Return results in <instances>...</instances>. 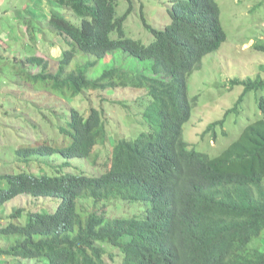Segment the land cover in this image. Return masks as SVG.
Instances as JSON below:
<instances>
[{"label":"trees","instance_id":"16d2710c","mask_svg":"<svg viewBox=\"0 0 264 264\" xmlns=\"http://www.w3.org/2000/svg\"><path fill=\"white\" fill-rule=\"evenodd\" d=\"M127 1L129 8L120 15L117 0H51L48 22L59 43L57 65L37 53L13 61L21 64L19 84L65 97L68 111L55 125L60 142L46 137L16 147L18 164L30 171L0 174V209L21 195L56 200L54 210L17 207L8 216L0 211V259L105 264L112 246L120 254L118 264H264V95L258 99L261 118L246 120L238 136L212 154L184 138V125L198 99L189 95V77L227 40L219 3L169 0L170 22L164 27L142 13L153 35L145 43L127 34L125 22L133 8L132 0ZM63 10L74 13L80 23ZM28 25L33 40L35 31ZM253 46L264 50V44ZM116 51L149 59L150 71L107 60ZM78 57L82 59L74 65ZM100 64L102 70L95 73ZM231 83L243 84V93L206 132L239 111L248 92L263 90L264 76ZM119 88L145 90L150 96L149 130L135 138L110 134L104 108L91 104L84 112L80 107L96 91L106 100L105 91ZM75 99L77 106L69 104ZM107 144L111 151L101 174L63 172L61 166L54 174L32 170L34 157L55 154L99 164ZM84 199H91L92 210L79 205ZM110 199L140 211L108 217L106 206H98Z\"/></svg>","mask_w":264,"mask_h":264},{"label":"rangeland","instance_id":"374dc122","mask_svg":"<svg viewBox=\"0 0 264 264\" xmlns=\"http://www.w3.org/2000/svg\"><path fill=\"white\" fill-rule=\"evenodd\" d=\"M117 1L119 14L122 15L129 8L130 3L127 0ZM217 2L221 8V21L227 33V40L218 50L206 55L202 66L189 77V95L193 99H198L190 120L184 125V138L189 145L211 154L216 148L221 145L224 147L226 143L237 137L246 120L249 122L261 118L258 99L264 95V89L248 92L239 111L231 113L224 125L217 124L214 129L206 132L211 123L224 118L226 111L235 106L243 93V84L232 85V81L254 78L258 74L264 76V50L253 46L254 43L264 44V0H217ZM168 4L169 0H132V12L125 22L127 34L145 43L153 40V35L147 31L142 21V13H145L155 26L164 27L170 22L166 10ZM52 7L51 0H0V53L5 56L0 58L2 61L0 67V174L20 170L30 171V167H25L26 164L21 166L18 164L15 151L17 146L35 143L46 137L53 138L57 142L61 141L62 136L55 125L64 120L68 111L67 100L46 89H29L27 84H19L21 82H17V78L20 77L22 80L18 72L21 64L15 65L13 62L27 55L26 53H37L50 59L55 68L57 65L55 57L58 53L56 44L59 43H56L55 28L48 22ZM63 12L73 22L80 23V19L74 13L65 10ZM28 24L35 31L33 40ZM81 59L80 57L75 59L74 65H77ZM107 60L113 61L116 65L123 61L126 67L147 72L150 71L152 64L149 59L142 61L122 51L109 53ZM105 63L106 61L103 64ZM102 68L103 65L100 64L95 73L100 72ZM105 92L106 100L101 98V91H96L90 97L91 101L81 103V109L86 112L85 110L91 104L100 109L104 108L103 116L113 136H118L121 132L126 137L135 138L140 132L149 130L147 109L150 96L145 90L119 88ZM69 104L77 106V99ZM57 113L61 115L60 118ZM153 113L155 117V110ZM215 135H217L216 140H214ZM110 145L107 144L103 148L99 164L96 165L92 160L66 159L60 154H55L49 157H34V163L31 164L34 166L32 170L36 173L54 174L57 172V166H61L59 169L63 172L101 174L104 172L103 164L106 163V159L108 160L107 157L111 151ZM67 162L69 165L65 164ZM38 163L44 166L41 167ZM79 205L86 212L93 208L91 199L81 200ZM126 205L120 199H110L103 201L98 207L106 206L108 217L130 216L140 211L138 206L128 208ZM17 207L34 211L54 210L56 200L21 195L7 202L0 211L3 210V216H8ZM146 207V204H143L141 210L144 212ZM25 214L24 221L28 217V213ZM111 253H114L113 258L110 257ZM104 260L105 264H118L120 254L116 248L109 246ZM15 262L47 264L48 258L11 259L10 263L7 259H0V264Z\"/></svg>","mask_w":264,"mask_h":264}]
</instances>
